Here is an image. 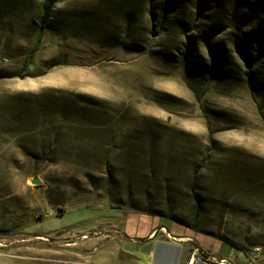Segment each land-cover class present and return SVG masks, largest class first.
<instances>
[{
    "label": "rangeland",
    "instance_id": "rangeland-1",
    "mask_svg": "<svg viewBox=\"0 0 264 264\" xmlns=\"http://www.w3.org/2000/svg\"><path fill=\"white\" fill-rule=\"evenodd\" d=\"M40 8L0 0V264H142L129 213L264 264V0Z\"/></svg>",
    "mask_w": 264,
    "mask_h": 264
},
{
    "label": "crops",
    "instance_id": "crops-1",
    "mask_svg": "<svg viewBox=\"0 0 264 264\" xmlns=\"http://www.w3.org/2000/svg\"><path fill=\"white\" fill-rule=\"evenodd\" d=\"M129 222L123 226L126 239L141 243L133 252L142 264H206L187 245L194 238L191 230L158 217L129 213ZM128 215V216H129Z\"/></svg>",
    "mask_w": 264,
    "mask_h": 264
},
{
    "label": "trees",
    "instance_id": "trees-1",
    "mask_svg": "<svg viewBox=\"0 0 264 264\" xmlns=\"http://www.w3.org/2000/svg\"><path fill=\"white\" fill-rule=\"evenodd\" d=\"M65 0H41V8H40V14H39V18H40V27H39V31L42 34L46 29H48L50 21L52 19L53 13L56 9V6L63 3ZM217 55L219 54L218 51H214ZM33 53L29 56V58L31 59ZM219 66L216 64L213 71L211 72V69H209V67L207 65L203 66V64L201 66H199L198 68L194 69V72H192V75L195 76V80L196 82H198V79H204L207 77V75H211L213 74L214 77H217L218 75V71H219ZM20 76L22 74H19ZM247 79L248 82H253L254 81V77L251 76V74H247ZM9 77H19V76H6L3 74H0V80L1 79H5V78H9ZM230 77V76H229ZM150 215H159L162 216L160 213H156V212H150ZM199 207L197 208L196 211V217H199ZM185 226L190 227L189 224H185L183 223ZM195 229L198 228V226L195 224Z\"/></svg>",
    "mask_w": 264,
    "mask_h": 264
},
{
    "label": "water",
    "instance_id": "water-1",
    "mask_svg": "<svg viewBox=\"0 0 264 264\" xmlns=\"http://www.w3.org/2000/svg\"><path fill=\"white\" fill-rule=\"evenodd\" d=\"M33 184H35V185L40 184V180H39V179H34V180H33Z\"/></svg>",
    "mask_w": 264,
    "mask_h": 264
},
{
    "label": "built area",
    "instance_id": "built-area-1",
    "mask_svg": "<svg viewBox=\"0 0 264 264\" xmlns=\"http://www.w3.org/2000/svg\"><path fill=\"white\" fill-rule=\"evenodd\" d=\"M221 264H227L225 260L220 261Z\"/></svg>",
    "mask_w": 264,
    "mask_h": 264
}]
</instances>
